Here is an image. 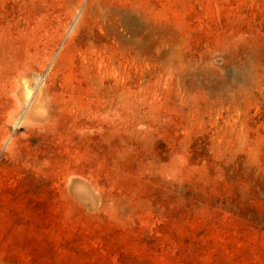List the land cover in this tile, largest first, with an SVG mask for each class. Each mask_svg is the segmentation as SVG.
<instances>
[{
  "label": "rangeland",
  "instance_id": "obj_1",
  "mask_svg": "<svg viewBox=\"0 0 264 264\" xmlns=\"http://www.w3.org/2000/svg\"><path fill=\"white\" fill-rule=\"evenodd\" d=\"M0 264H264V0H0Z\"/></svg>",
  "mask_w": 264,
  "mask_h": 264
},
{
  "label": "bare ground",
  "instance_id": "obj_2",
  "mask_svg": "<svg viewBox=\"0 0 264 264\" xmlns=\"http://www.w3.org/2000/svg\"><path fill=\"white\" fill-rule=\"evenodd\" d=\"M116 11H117L119 14H121V13H122V14H126V13H128V11L120 10V9H117ZM26 72H27V71H26ZM22 74H23V73H22ZM22 74H21V75H22ZM24 74H25V73H24ZM19 75H20V74H19ZM21 75H20V76H21ZM20 76H19V77H20ZM36 82H37V81H36ZM38 84H39V83H37V86H36L35 88L38 87ZM29 91H30V88H29ZM30 92H31V91H30ZM30 95H31V94H30ZM30 97H31V96H30Z\"/></svg>",
  "mask_w": 264,
  "mask_h": 264
}]
</instances>
